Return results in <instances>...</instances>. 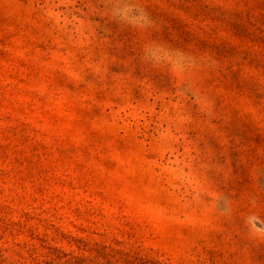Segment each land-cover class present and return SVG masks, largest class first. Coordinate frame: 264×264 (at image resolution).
Listing matches in <instances>:
<instances>
[{"label": "rangeland", "instance_id": "1", "mask_svg": "<svg viewBox=\"0 0 264 264\" xmlns=\"http://www.w3.org/2000/svg\"><path fill=\"white\" fill-rule=\"evenodd\" d=\"M0 264H264V0H0Z\"/></svg>", "mask_w": 264, "mask_h": 264}]
</instances>
